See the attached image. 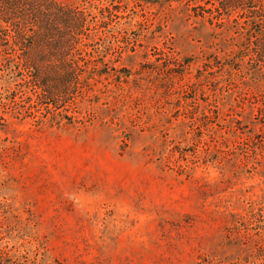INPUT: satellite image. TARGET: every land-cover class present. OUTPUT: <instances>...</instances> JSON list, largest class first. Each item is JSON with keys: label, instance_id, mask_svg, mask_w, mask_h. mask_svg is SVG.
Wrapping results in <instances>:
<instances>
[{"label": "rangeland", "instance_id": "rangeland-1", "mask_svg": "<svg viewBox=\"0 0 264 264\" xmlns=\"http://www.w3.org/2000/svg\"><path fill=\"white\" fill-rule=\"evenodd\" d=\"M60 1L55 101L0 51V264H264V0Z\"/></svg>", "mask_w": 264, "mask_h": 264}, {"label": "trees", "instance_id": "trees-1", "mask_svg": "<svg viewBox=\"0 0 264 264\" xmlns=\"http://www.w3.org/2000/svg\"><path fill=\"white\" fill-rule=\"evenodd\" d=\"M86 19L85 11L60 0H0V51L17 53L39 82V96L55 101L48 72L54 68L79 80Z\"/></svg>", "mask_w": 264, "mask_h": 264}]
</instances>
